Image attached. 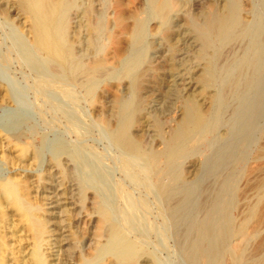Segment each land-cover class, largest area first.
I'll return each mask as SVG.
<instances>
[{"label": "bare ground", "instance_id": "bare-ground-1", "mask_svg": "<svg viewBox=\"0 0 264 264\" xmlns=\"http://www.w3.org/2000/svg\"><path fill=\"white\" fill-rule=\"evenodd\" d=\"M192 5L189 0H5L0 13L6 20L13 12L25 18L28 39L19 44L39 72L68 83L83 78L81 88L93 101L103 80L122 86L100 119L104 134L126 165L153 180L152 193L168 218L182 264H264V0ZM157 102H163L162 110ZM175 105L179 115L165 121L163 112ZM8 135L4 144L16 147L17 154L3 155L7 165L37 158L35 148L20 144L22 135ZM63 162L52 159L48 176L59 179V187L76 181L71 199L82 208L89 210L91 201L92 243L80 250V233L74 231L64 257L50 261L49 225L42 202L31 199V179L6 174L0 177V264H159L140 238L130 237L126 224L113 220L99 196H88ZM61 237L57 244L66 240Z\"/></svg>", "mask_w": 264, "mask_h": 264}, {"label": "rangeland", "instance_id": "rangeland-1", "mask_svg": "<svg viewBox=\"0 0 264 264\" xmlns=\"http://www.w3.org/2000/svg\"><path fill=\"white\" fill-rule=\"evenodd\" d=\"M189 1L195 5V7L192 5L191 9H196L199 2L201 3L203 0ZM4 3L5 0H0V8ZM109 12L108 16L110 17L112 13L111 11ZM26 23L25 18L16 12L12 13L11 20H6L0 13V138L2 139H0V143L3 141L4 135H8V132L10 134L8 136H13V133L15 135H22V139L20 138L21 141L19 140L20 144L24 143V145H28L30 150H34L35 148L38 152H36V150L34 151L38 154L37 158L34 159L35 161L29 159V157H25L23 162L20 163L22 167L20 164L15 166L10 164L7 165L3 155L9 154L8 156H16L17 148L8 147L4 144L5 141H3V143H1L3 144V148L0 144V177H5L6 174L18 173L21 176L23 174L22 177L25 178L28 175V182L31 179L32 182H29V185L32 184L29 187L32 188L29 190L30 195H33L31 199L35 198L36 200L34 199V202L37 201L39 203L36 202L38 205L42 202L44 205V207L42 206L44 211L43 215L47 218V225H49L47 226L50 231L48 234L50 235L48 236V242L50 244L52 243L51 247L50 245L47 247L49 250L47 249L46 251V254L49 255V260L58 263L60 257H64L65 250L68 247L66 244H68L70 235L74 231L77 232V234L80 233V250L86 251L92 243L90 238H92L91 233L94 231L96 220V215L89 213L91 207L90 200L87 199L86 201L87 208H89V210H87L82 208L75 199H71V196L73 197L72 194L74 193L73 190L76 181L69 179L64 183L65 187H59L57 185L59 179L56 180L58 176L56 172L53 170L50 172L52 174L54 172L53 175L56 181L48 176L49 172H47V170L51 171L49 163H51L52 159L58 158L64 161V168L67 165L66 168H71L70 170L73 169L72 171L76 174L75 179L85 187L88 196L93 194L97 197L99 196L98 198L106 206L115 222L117 221L120 226L128 224L124 226L128 233L130 232V237L132 238L134 236V240L137 239L136 241L140 238L139 240L141 241L139 242L142 244L144 243V246H147V248H145L149 252H153V254H155L154 256H157L156 258L159 261L156 260L159 264H182L181 254L179 249H177L173 234L168 227V218L163 212L164 210L156 194L154 192L152 193L153 189H151V187L153 180L151 179L150 181V178L142 174L143 172L138 170L137 167L132 168L126 165L119 150H117L116 147L114 148L109 140L106 139V134H104L105 129L100 119L105 114V116H107L112 98L122 92V86L117 85L112 87V85H106L108 82L105 83L106 81L103 80V83L101 82L100 84L98 95L93 101L90 97L85 96L83 88H81L80 84L84 80L83 78H80V81L77 80V84L75 81L73 83H68V81L64 82L62 79L60 81V77L58 79V76L48 71L44 70L39 72L30 62L25 60L22 55V48L19 44L20 38L25 40L28 39ZM185 82H187V79ZM71 84L73 85L71 86ZM181 85L180 87L183 91L182 89L180 90L182 93H187L188 89L184 87V80L181 82ZM159 103L163 107V102H157V106H160ZM155 106V104H150L149 107L162 110L161 106L157 108ZM173 109L163 112V119H166L165 121L168 122L173 116L177 117L179 115L177 114L179 113L177 105H175ZM146 130L150 135V130L148 131V128ZM149 137L150 136H148L147 141H151ZM74 159L76 161H74ZM27 163L32 166L30 165L29 167ZM23 164H25V166H23ZM74 172L72 173L75 176ZM84 178H86V180ZM49 180H51V182H48ZM69 181H72V184H69ZM33 182H35V184ZM147 183L150 187H148L149 185ZM93 187L94 189H92ZM62 189H64V194ZM67 190H69V192ZM102 191L105 193L103 198L102 196L100 197V195H103V193H101ZM61 206H63L62 208L64 209H62ZM61 211H63L62 213H64L66 218L62 216ZM57 214L61 216L57 218ZM73 215H76V217ZM61 218L64 220L62 223L63 226L59 223L62 221ZM121 220L122 223L120 222ZM51 222L52 224H49ZM130 222L136 225L132 224V227ZM138 223H140V225ZM129 225L134 228L133 231L130 230L132 228ZM135 228H137V231ZM59 229L60 233L63 234L60 235V233H57ZM54 230L58 231L55 232ZM131 232H133V234ZM61 236L66 240L63 241L64 243H59V247L57 239ZM65 236H67V238ZM142 238H145L144 241L146 242H143ZM51 248L52 250H50ZM72 264L75 263L73 262Z\"/></svg>", "mask_w": 264, "mask_h": 264}]
</instances>
